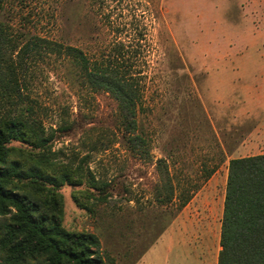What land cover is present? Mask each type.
Wrapping results in <instances>:
<instances>
[{
    "label": "rangeland",
    "instance_id": "1",
    "mask_svg": "<svg viewBox=\"0 0 264 264\" xmlns=\"http://www.w3.org/2000/svg\"><path fill=\"white\" fill-rule=\"evenodd\" d=\"M88 2L1 1L15 74L1 70L0 117L29 109L56 128L86 115L94 129L54 148L63 161L91 153V170L115 188L98 203L86 187L63 186V226L97 235L116 264H136L174 222L219 236L229 161L264 153V117L250 114L244 104L255 97L238 85L239 70L255 63L239 58L264 54V0H122L99 12ZM110 11L125 24L120 37L141 84L138 120L146 143L138 150L118 128L114 98L91 90L63 55L38 41L66 42L99 56L115 39L104 19ZM165 182L175 196L160 205ZM183 190L192 199L179 211Z\"/></svg>",
    "mask_w": 264,
    "mask_h": 264
},
{
    "label": "trees",
    "instance_id": "2",
    "mask_svg": "<svg viewBox=\"0 0 264 264\" xmlns=\"http://www.w3.org/2000/svg\"><path fill=\"white\" fill-rule=\"evenodd\" d=\"M113 1L122 2L88 3L93 12H99ZM112 11L104 19L115 39L99 56H89L66 42L38 41L63 55L87 87L114 98L118 128L131 148L138 150L146 143L138 120L141 84L129 63V46L120 37L125 24ZM11 44L0 20V73L6 69L5 74L12 77L15 70L8 62ZM86 121V115L79 113L71 121L47 128L29 109L0 117V264H116L102 251L97 235L63 226V186L86 187L87 197L98 203H106L115 188L114 181L101 180L91 170V153L63 161L60 150L54 148L64 137L94 129ZM174 196V187L165 182L157 201L165 205ZM191 199L190 190L180 192L178 210ZM74 200L85 208L76 195ZM217 264H264V154L229 161Z\"/></svg>",
    "mask_w": 264,
    "mask_h": 264
},
{
    "label": "crops",
    "instance_id": "3",
    "mask_svg": "<svg viewBox=\"0 0 264 264\" xmlns=\"http://www.w3.org/2000/svg\"><path fill=\"white\" fill-rule=\"evenodd\" d=\"M239 60L254 61L250 68L239 70L238 85L244 86L255 97L244 105L257 120L264 117V54H244ZM258 119V120H259ZM256 127L249 139L258 133ZM264 153L253 154L263 155ZM242 158V157H240ZM224 203V199H223ZM172 223L141 256L136 264H217L220 251V235L209 228L184 229Z\"/></svg>",
    "mask_w": 264,
    "mask_h": 264
}]
</instances>
